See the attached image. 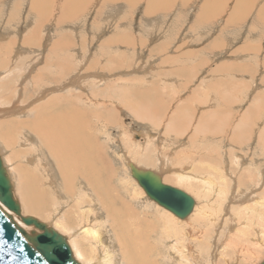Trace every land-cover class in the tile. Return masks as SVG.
<instances>
[{
	"label": "rangeland",
	"instance_id": "rangeland-1",
	"mask_svg": "<svg viewBox=\"0 0 264 264\" xmlns=\"http://www.w3.org/2000/svg\"><path fill=\"white\" fill-rule=\"evenodd\" d=\"M103 1L85 0L83 7L84 0L64 4L61 0L0 1L4 96L39 105L52 93L55 102H60L58 111L68 108L74 121L78 118L84 126L81 137L87 138L86 143L92 140L83 152L89 155L95 145L92 151L98 148L101 154L98 174L80 178L78 165L71 160L76 155L73 150L66 160L73 177L64 188L56 163L32 138L28 144L38 155L30 151L33 148L27 142L21 143L23 133L18 134L15 149H28L27 158L45 168L49 183L54 181L47 187L44 210L35 211L37 218L63 236L65 230L59 223L65 224L68 243L74 240L70 231L75 232L78 225L102 223L106 250L116 252L117 264H128L116 240L126 228L130 238L139 227L141 236L136 237L150 260H155L156 252L174 258L171 244L185 240L174 232L175 223L191 215L177 221L150 202L130 177L125 164L130 161L161 174L164 184L188 194L197 211L212 201L207 214L224 219L214 230L208 224V228L194 227L195 233L207 229L204 236L211 238L208 254L195 263L225 264L218 253L228 251L229 264H260L264 228L259 225H264V210L259 211V220L255 214L240 220L246 203L234 196L240 192L242 199L264 204V0ZM22 111L13 117L29 118L30 113ZM178 174L187 178L180 181ZM205 182H228L229 190L218 198V189L214 194L206 192ZM80 192L86 194L81 204L76 197ZM166 212L175 222L169 221ZM142 214H146L143 221ZM162 224L170 231H163ZM123 230L121 235L128 242ZM229 242L232 245L226 248ZM71 251L78 262L86 264L91 246L89 241H78ZM172 262L165 259L157 264Z\"/></svg>",
	"mask_w": 264,
	"mask_h": 264
},
{
	"label": "bare ground",
	"instance_id": "bare-ground-1",
	"mask_svg": "<svg viewBox=\"0 0 264 264\" xmlns=\"http://www.w3.org/2000/svg\"><path fill=\"white\" fill-rule=\"evenodd\" d=\"M61 2L64 4L66 2H70V0H61ZM103 2H105V0ZM85 5H86V2L84 0V2L81 4V6L83 7ZM79 65H80V63H79ZM31 79H34V81L36 80V83H37V79L35 78V75H31ZM31 79H30V81H31ZM30 84H33V83L29 82V85ZM33 86H34V84H33ZM33 86H31V87L34 88ZM2 88H3V85H2ZM54 98H56V97H54ZM61 99H63V98H59V100H61ZM28 101H30V100L28 99V100H22V101L14 102L9 107L4 108V109H0V151L8 152V154L4 153V155L2 153L1 156H2V159H4L3 162H4L5 166L9 167L8 168V170H9L8 173H9V176L11 178L12 185H13L15 198L17 199V201L19 202V205H20L21 215L29 216V215H33L32 213H30V212H33L34 215L32 217L36 218L38 220H41V219H39V216L37 218L38 214L35 211H38L40 213L41 209L44 210V207L42 205L47 202L45 200V198H46L47 195H49V190L47 189V187L49 186V184L51 182H54V181L50 180V183H49V181H48V179L46 178V175H45V170H44L45 168L44 169H40V167H38L39 166L38 163L35 164L34 162L31 161V159L27 158V156L30 153L28 149H27L28 151L24 150L23 148L22 149H15L16 146L19 147V142L17 143L18 145H16V139L18 141L17 135L19 134V136H21L20 133L22 132L23 134L21 136L22 137L21 143L24 142V141L27 142V146L33 148V149L29 148L30 151H34L35 150V152H36V149L33 147V145L31 143L28 144L29 142H31L30 140L32 138L38 144V146L42 149V151L46 154V156L50 160H52V161H54L56 163V165L58 167V173L60 175L59 177H60V179H62V183H63V187L64 188H67V185H69L68 181L69 180L72 181V177H73L72 176V172H71V168H68L66 166V164H67L66 160L71 155L73 150H75L74 152H75L76 155H73V157H71V160L73 161V163L75 162V165L76 164L78 165L79 172L81 173L80 178H83V176H87V175H89V176L90 175H94V177H95V175L98 174V169L96 168V164H98L97 162L100 161L101 157H98V155L101 156V154H100V151L98 150V148H97V150L92 151L93 148L95 147V145H92V149H91V151H89L90 152L89 155H86L83 152L86 149L87 143H88V146H90L93 142H92V140L91 141L88 140L87 143H86L87 138L81 137V133H82V130L84 129V126L81 124V120L79 121L78 118H76L75 121H74L73 114L68 108H65V109H62V110L58 111V109L60 107V104H59L60 102L56 103L55 101L51 100L50 101V106L44 105L43 107H41V104H39V105H37V104L29 105ZM1 102H0V106L4 105ZM61 103H63V102H61ZM26 104H28V105H26ZM8 108H11V109H8ZM74 109H76V108H74ZM22 110H25V114L26 115H28L30 113L29 118H26L25 120H19L16 117H13V116H16L17 114L20 115L23 112ZM78 115H80V114H78ZM19 130H21V131L19 132ZM148 139L150 141V138H148ZM93 140H95V139L93 138ZM149 141H147V142H149ZM80 145L82 147L81 151H80ZM36 154L38 155V152H36ZM24 158H25V160H24ZM68 162H69V160H68ZM130 163H131L130 161H127L125 163L127 168H128V164H130ZM8 164L9 165L12 164L13 166L10 167ZM132 165H134L136 168H138L135 164H132ZM138 169L139 170H146V169H140V168H138ZM153 172H155V171H153ZM155 173H157V172H155ZM205 173H207V172H205ZM157 174L161 176L162 182H163L162 175L159 174V173H157ZM178 175L180 176V178H179L180 181L181 180H185L187 178L186 175H183V174H178ZM225 176H226V174H225ZM75 177H76V175H75ZM188 177H189V175H188ZM219 179H221V178L219 177ZM216 180H217V178H216ZM199 181H201V180H199ZM188 184H189V182H188ZM203 184H204L203 188H205V191L210 193V194L211 193L214 194L216 192V190L218 189V198L222 194L226 195V189H227V192L229 190L228 182L222 183V184L209 183L208 185L205 182ZM185 185L186 184H184V186ZM206 185H207V187H206ZM221 185H223V186H221ZM192 186H194V185H192ZM92 188L98 190L97 187H92ZM221 190H223V191H221ZM52 192H53V190H52ZM94 193H95V191H94ZM236 193H238V194L235 195L234 198H238V200H240V201L244 200L242 203H246L245 206L242 207L243 211L242 212L240 211L241 212L240 220L243 219L242 216L245 215V217H246V215H248V214H255L256 219H258L259 216H262L261 214H262V211L264 210L263 202L262 203L258 202V200H256V199H254V200L253 199H248V201L252 200L251 202H249L250 204L248 205V203H247L248 201H246L245 199L241 198L242 193L241 194H239L240 192H236ZM85 195L86 194H81V192H80L79 195H77V196L75 195V196L77 198H79V203H80V199L84 198ZM216 195H217V193H216ZM56 196H58V195H56ZM97 197L98 196H96V198ZM131 198L132 197L130 196V199ZM74 200H75V198H74ZM85 200L86 199H84V201ZM90 200H91V198H90ZM131 200H133V198ZM59 201H61V200H58V202ZM218 201H215V203L219 204ZM75 202H77V201H75ZM206 202H207V206L206 207L204 206L203 208L199 209L198 211L195 210L196 207H194V209H193V211L191 213V216L189 218L187 217L188 219L186 218L187 219L186 221H184V222H176L175 223L176 224L175 225L176 226L175 229H177V231L174 230V232L184 235L185 238L184 237H180V238H184L185 240L183 239L184 243H181V241H179V242L175 241V242H173L171 244L170 251L172 252V255L174 257V258H172V259H174V262H172V263H174V264H198V263H195V262H200L201 258L204 257V254L205 253L208 254L206 249L210 250V247H209L210 245L208 244V241L211 239L210 238V234L206 235V233H205V236H204V232L207 229H204L205 231L202 230V233H199V232L195 233V230H194L195 228L194 227L201 224L200 225L201 228L203 226H204V228H206L207 227L206 224H208V227L210 228L211 226L213 227V226L223 225L225 223V221H224V219L222 217L218 216L220 214H216L215 215L214 213H212L211 215H208L207 214V210H209V203H211L212 201H209V202L206 201ZM94 203H95V201H94ZM224 203H225V200H223L222 204L224 205ZM56 204L59 205L58 203H56ZM75 204H77V203H75ZM90 205L91 204H89V206ZM72 207H74V206H72ZM53 208L55 209V206H53ZM95 209H96V206H95ZM88 210L92 213V211H94L93 206L91 205V207H89ZM220 210H222V209L220 208ZM260 210H262V211L259 214ZM196 211L198 212L197 214H196ZM8 214H10V213H8ZM57 214H58V212H57ZM205 214L207 215V217H204ZM123 215H124V213H123ZM165 215H166V217H168L169 221H171V222L174 221L175 222V220H173L172 218L169 217L167 212H166ZM118 216H119V214H118ZM216 216H217V218H216ZM252 216H254V215H252ZM111 217H112V215H111ZM144 217H146V214H142L140 219L143 221ZM94 218H95V215H94ZM192 219L195 222H191ZM261 219H262V217L260 218V220ZM14 220L24 230H30V228H27L26 226L25 227L21 226L19 221L16 218H14ZM112 220H114V219H112ZM177 221H179V220H177ZM180 221H183V220H180ZM185 222L188 223V225H186L188 227H186L184 225ZM59 224H61L62 228L65 230V234H64L65 237L69 239L70 236L66 233L68 231V228L65 227V224H63L61 221H60ZM72 225H71V227H73ZM121 225H122V223H121ZM78 226L79 227L76 228L75 232L74 231H70V233L74 236V240H76V241L73 240V242L71 241L68 244L71 247V249L73 250V246H75L78 241H83V243L89 241V244L91 246V255L86 260H84V262L86 264H117L116 263V258H117L116 252H114V251L112 252L109 249L106 250L105 241H104V234H105L104 233V227L105 226L102 223H99L98 221H95V224H92L90 227H86L85 225L82 226V224L78 225ZM259 227L261 229H263L264 225L260 224ZM189 228H191V230H189ZM196 228H199V226L196 227ZM137 229H135V228L133 229L134 232H135V236L133 235L134 237H130V238H129V229L127 230V228H126L125 231L123 229H121L120 230L121 232H119L120 235L117 236V238H116L119 251L122 252V250H124V253H121V254H122L123 258L125 259V261H128V264H148V261L150 262L149 264H154V263L157 264L160 261L162 263V260H165V259L168 262H170L172 260L171 257L170 258L169 257L166 258L161 253H157L156 252L157 251L156 248H154L155 252H156L155 253V257H154L155 260H150V257L147 256V253L145 254V252H142L143 248L141 249V247H142V244L140 242L141 240L137 239V237H136V236L139 237V235L141 236L140 231H139L140 229L139 230H137ZM216 229L217 228L215 227V230ZM218 229H219V227H218ZM246 229H248V228H246ZM249 229H251V227ZM122 230H123V234L125 235V237L127 239L129 238L128 242L126 241L124 236L121 235L122 234ZM164 230L170 231L169 226L163 225V231ZM213 230H214V227H213ZM240 231H242V230H240ZM162 232H161V234H162ZM242 233L243 232H241V235H242ZM115 237H116V235H115ZM147 238H148V236H147ZM177 239H179V238H177ZM126 242L133 244V247H128L127 246L128 244H126ZM231 245L232 244L230 242L227 243L226 244V248L227 247L230 248ZM100 247L102 248L101 249V254L98 255L97 254V249H99ZM198 247H201V249L198 250ZM194 250L197 251L196 254L194 253L195 252ZM128 251H129V254L127 253ZM234 251H235V249H234ZM153 252H154V250H153ZM159 254H161L160 255L161 259L158 258ZM79 255L83 256V254L81 252H80ZM218 257L223 258V262L225 264H229L230 263L229 260H228L229 259L228 251H227V253H225V251H223L222 253L219 252L218 253ZM151 262H154V263H151ZM209 262H210V260H209Z\"/></svg>",
	"mask_w": 264,
	"mask_h": 264
},
{
	"label": "water",
	"instance_id": "water-1",
	"mask_svg": "<svg viewBox=\"0 0 264 264\" xmlns=\"http://www.w3.org/2000/svg\"><path fill=\"white\" fill-rule=\"evenodd\" d=\"M131 178L145 197L178 220L189 217L195 201L185 192L165 185L157 173L128 164ZM10 213V214H8ZM30 228L24 230L14 220ZM0 264H81L67 238L46 223L21 215L8 170L0 155ZM264 264V260L260 263Z\"/></svg>",
	"mask_w": 264,
	"mask_h": 264
},
{
	"label": "crops",
	"instance_id": "crops-1",
	"mask_svg": "<svg viewBox=\"0 0 264 264\" xmlns=\"http://www.w3.org/2000/svg\"><path fill=\"white\" fill-rule=\"evenodd\" d=\"M3 1V0H2ZM238 1V0H237ZM14 41V40H13ZM15 42V41H14ZM0 76H1V74H0ZM0 81H3V79H1ZM0 91H1V95H0V97L1 98H4V101L3 102H1L2 104H4V105H2V106H0V109H4V108H7V107H9L10 105H12L14 102H18V97L17 98H14V99H12V100H7L6 99V97L4 96V90H3V88H2V84H0ZM3 92V93H2ZM17 94V93H16ZM52 94V93H51ZM50 94V96H49V98L47 99V101L46 102H43L42 104H41V107H43L44 105H48V106H50V101L51 100H53V101H56V99L57 98H54V96L52 97V95ZM22 101V100H21ZM8 109H11V108H8Z\"/></svg>",
	"mask_w": 264,
	"mask_h": 264
}]
</instances>
